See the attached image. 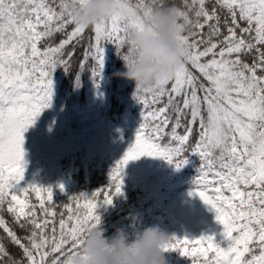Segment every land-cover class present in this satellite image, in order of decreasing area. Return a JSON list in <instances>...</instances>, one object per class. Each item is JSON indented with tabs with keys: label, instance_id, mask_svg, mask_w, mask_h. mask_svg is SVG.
<instances>
[{
	"label": "snow or ice",
	"instance_id": "1",
	"mask_svg": "<svg viewBox=\"0 0 264 264\" xmlns=\"http://www.w3.org/2000/svg\"><path fill=\"white\" fill-rule=\"evenodd\" d=\"M76 2L0 0V227L23 256L15 259L0 242V264H71L86 231L101 222L98 206L122 194L128 161L161 157L179 169L192 153L201 163L189 194L215 212L228 243L221 246L215 234L172 235L161 251L178 250L190 264H264V0L174 4L177 39L184 48L180 67L171 80L133 91L143 108L134 142L111 168L109 184L70 196L76 210L65 203L67 219L60 213L57 221L52 187L20 186L26 163L23 133L49 105L52 72L57 65L68 70L84 33L91 35L80 69L91 62L88 70L99 77L104 42L121 54L127 33L145 27L152 0H118L119 12L87 28L71 15ZM57 33L59 42L48 43ZM157 104L162 106L152 107ZM57 187L64 191L63 184ZM5 210L25 235L6 222Z\"/></svg>",
	"mask_w": 264,
	"mask_h": 264
},
{
	"label": "trees",
	"instance_id": "2",
	"mask_svg": "<svg viewBox=\"0 0 264 264\" xmlns=\"http://www.w3.org/2000/svg\"><path fill=\"white\" fill-rule=\"evenodd\" d=\"M166 2L182 5L183 0H166ZM90 35L91 32L86 31L83 40L74 45L75 55L71 58L67 71L61 65H57L53 70L51 101L36 116L48 130L69 129L66 132L69 151H53L35 163H27V152L34 142L35 128L27 127L23 133L26 163L24 179L20 182V186L36 183L52 187L55 204L53 211L57 213V221L60 213H65L67 219L68 210L63 207L65 203H71L73 211L76 210V203L68 200L70 196L81 192L91 194L96 189L109 184L111 168L134 142L136 130L142 119V105L133 98V82L118 75V72H123L125 69L121 55L114 44L104 42L103 66L99 77H93L88 70L91 62L81 71L80 60ZM61 38V34L57 33L48 43H58ZM43 46L42 44L41 47ZM77 74L79 83H77ZM95 99L98 100L96 103ZM164 99L166 101V97ZM160 106L162 104L152 105L153 108ZM84 116H91L92 119L101 121L103 125L88 127L83 122ZM167 131H170V126ZM178 131L183 133V127ZM146 157L160 158L144 155L128 161L122 173V194L115 196L111 204L101 203L96 209L101 218L98 227L104 230L105 236H111L118 227H123L127 231L130 240L137 232L149 225L161 226L167 231L185 227L156 207V203L166 198L163 194L166 187L155 184L165 170L159 167L153 171H146L142 167V160ZM200 163L198 155L194 153L188 155V162L179 169L166 161L167 171L171 173L172 179L176 174L178 177L188 176L194 180ZM59 184L64 185L63 192L57 187ZM30 198L39 208L34 193H30ZM84 203V200L79 201L81 211L84 210ZM3 215L18 235H25L15 224L11 214L5 210ZM56 226L59 229L58 223ZM0 242L5 244L8 252L15 259H23L22 251L7 238L2 227H0ZM217 242L221 246L228 243L224 239ZM163 255L167 264H190V258L181 256L178 250H170Z\"/></svg>",
	"mask_w": 264,
	"mask_h": 264
},
{
	"label": "clouds",
	"instance_id": "3",
	"mask_svg": "<svg viewBox=\"0 0 264 264\" xmlns=\"http://www.w3.org/2000/svg\"><path fill=\"white\" fill-rule=\"evenodd\" d=\"M163 5V6H161ZM145 27L127 33L120 54L124 71L118 72L134 84V90L152 88L173 78L180 67L184 48L177 39V17L174 3L152 0ZM120 11L118 0H79L72 6L74 21L87 28ZM127 56V59H125ZM168 236L157 225L147 226L129 239L123 227L105 236L96 227L86 231L80 253L71 264H167L161 251Z\"/></svg>",
	"mask_w": 264,
	"mask_h": 264
},
{
	"label": "rangeland",
	"instance_id": "4",
	"mask_svg": "<svg viewBox=\"0 0 264 264\" xmlns=\"http://www.w3.org/2000/svg\"><path fill=\"white\" fill-rule=\"evenodd\" d=\"M94 101L96 103L98 100L95 99ZM83 122L88 127L103 125L101 121H96L91 116H84ZM28 127H34L35 131L33 132L34 142L27 152V163H35L53 151H69V141L66 135V132L69 131L68 128L48 130L36 117ZM142 167L146 171H153L159 167L165 170L155 184L159 187H166L163 192L166 198L156 203V207L168 213L174 221L185 226L180 230L171 231L159 226L167 236L175 235L178 238L188 236L192 239L202 234H215L217 240L222 239V225L215 221V212L210 210L209 206L199 196L189 194L193 188L192 178L188 176L178 177L174 174L172 179L171 173L167 171L166 160L161 157L144 158Z\"/></svg>",
	"mask_w": 264,
	"mask_h": 264
}]
</instances>
